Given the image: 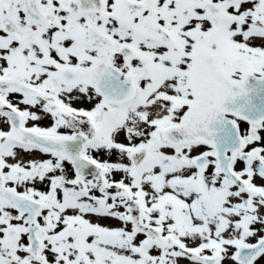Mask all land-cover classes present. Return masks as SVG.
<instances>
[{"label":"snow or ice","instance_id":"6c2138e0","mask_svg":"<svg viewBox=\"0 0 264 264\" xmlns=\"http://www.w3.org/2000/svg\"><path fill=\"white\" fill-rule=\"evenodd\" d=\"M0 264H264V0H0Z\"/></svg>","mask_w":264,"mask_h":264}]
</instances>
